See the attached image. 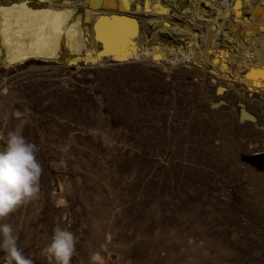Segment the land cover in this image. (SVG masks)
I'll return each instance as SVG.
<instances>
[{"label":"rangeland","instance_id":"374dc122","mask_svg":"<svg viewBox=\"0 0 264 264\" xmlns=\"http://www.w3.org/2000/svg\"><path fill=\"white\" fill-rule=\"evenodd\" d=\"M179 54L193 59L0 67V146L20 128L42 168L37 197L0 221L32 264H51L57 226L76 237L70 264H264V171L242 160L264 152V82L204 68V44Z\"/></svg>","mask_w":264,"mask_h":264},{"label":"bare ground","instance_id":"6f19581e","mask_svg":"<svg viewBox=\"0 0 264 264\" xmlns=\"http://www.w3.org/2000/svg\"><path fill=\"white\" fill-rule=\"evenodd\" d=\"M92 1L0 0V67L19 64L18 61L21 63L23 59L47 57L95 63L93 55L98 42L102 43L104 51L114 53L133 47L131 60H139L141 54H145L155 62L162 59L175 61L177 56L181 61H191L192 57L179 52L183 50V43L192 41L197 46L204 44L216 58L212 61L202 56L204 68L217 70L239 86L264 82V37L256 36L257 33L264 34V0H196L195 6L185 0L178 3L165 0L169 1V7L152 4V0H122L126 5H133L130 17L135 21H130L128 15L118 21L110 17L118 12L101 6L91 8ZM112 1L100 0L99 3L112 4ZM256 1L258 3L254 5ZM144 8L157 16L151 24L158 27L157 31L164 34L167 27L173 26L168 29L166 38L160 40L161 37L154 34L155 39L153 31L144 29L142 16L148 11L144 12ZM174 10L181 19L179 23L176 19V22L171 20ZM100 14L106 17L96 23L95 40L90 24ZM169 31L172 36L168 35ZM223 40L224 46L220 50ZM242 48L247 52V58L250 52L258 55L248 67L240 58ZM221 89H217L218 94ZM240 119L253 120L246 113H241Z\"/></svg>","mask_w":264,"mask_h":264},{"label":"clouds","instance_id":"9594fccd","mask_svg":"<svg viewBox=\"0 0 264 264\" xmlns=\"http://www.w3.org/2000/svg\"><path fill=\"white\" fill-rule=\"evenodd\" d=\"M37 146L28 141L20 128L9 130L0 146V221L17 207L35 199L42 173ZM76 237L66 227H55L47 245L41 249L51 264H70ZM0 254L6 264H32L17 247L13 225L0 222Z\"/></svg>","mask_w":264,"mask_h":264},{"label":"water","instance_id":"95a60500","mask_svg":"<svg viewBox=\"0 0 264 264\" xmlns=\"http://www.w3.org/2000/svg\"><path fill=\"white\" fill-rule=\"evenodd\" d=\"M99 2H100V0H93L92 3L89 6L91 8L94 7V6H101L102 8L115 10V12H118V14H110V17H114L118 21L120 19L126 18V17H124L125 15H128V17H130V15H131L130 12H131V10L133 8V5H128V4L126 5V4L122 3V0H115V2H113L112 4H104L102 2L101 3H99ZM147 10H148V8L147 9H145V8L143 9L144 12H146ZM105 17L106 16L100 14L90 24V28H91V31H92V36L94 37L95 40H97L96 39V28H95L96 23L100 19L102 21ZM129 20L131 21V20H134V19L132 17H130ZM137 27H138V24H137ZM133 49L134 48L130 46L129 49L122 50L121 53H114L112 51H107V50L104 51L102 43L98 42L97 49L94 52L93 57L96 59L97 62H101V61H104V60H110L113 63L123 64V63H128V62L131 61L129 59V58H131L130 56L134 57V55L132 54ZM115 60H118V61H115ZM79 62L83 66H87V65H85L86 63H85L84 60H81ZM242 160L245 163L249 164L250 166L254 167L256 170L264 171V152L254 153V154H252L250 156L243 157Z\"/></svg>","mask_w":264,"mask_h":264},{"label":"crops","instance_id":"0c3cea01","mask_svg":"<svg viewBox=\"0 0 264 264\" xmlns=\"http://www.w3.org/2000/svg\"><path fill=\"white\" fill-rule=\"evenodd\" d=\"M151 1V0H150ZM156 1V2H155ZM161 1V2H160ZM179 1H181V0H174V3H178ZM185 1H188V3H192L194 6H195V3H196V0H185ZM112 2H115L114 0L112 1ZM152 2V4H155V3H159L158 5L159 6H161V7H167L168 6V4H169V1H165V0H159V1H157V0H152L151 1ZM151 2H150V4H151ZM154 2V3H153ZM195 2V3H194ZM257 3H258V1H256V3H254V5H257ZM149 4V5H150ZM176 5H179V4H176ZM169 7V6H168ZM167 9H169V8H167ZM189 8H187V10H188ZM248 11V10H247ZM263 11V10H262ZM188 12V11H187ZM147 14H146V16H142V23H143V25L144 26H146V28L144 27V29H146V31L148 30V29H150L151 31H153V36H154V34H155V36H157V37H161V39L160 40H162V39H164V38H166V34H167V32H168V29H167V32L166 33H164V34H162L163 33V31H161V30H159L158 29V32L160 33V34H158V32H156L157 31V28L158 27H155V25L153 24V25H151L152 23H153V21H154V19H156V15L155 14H153V13H151L150 12V10H148L147 12H146ZM148 14H150V15H148ZM151 14H152V17H151ZM176 14V15H175ZM148 16V17H147ZM156 16V17H155ZM174 16V17H173ZM176 16V17H175ZM178 16V17H177ZM214 16V15H213ZM260 16H262V15H260ZM150 17H151V19H150ZM173 17V18H172ZM149 18V19H148ZM153 18V19H152ZM169 18V17H168ZM180 17H179V14H178V12L176 11V10H174L173 11V14H172V16H171V20L174 22H176V20H177V23H179V21L181 20V19H179ZM260 18V17H259ZM147 19H148V21H150L151 23H149L148 21H147ZM174 19V20H173ZM176 19V20H175ZM185 18H183L182 20H184ZM147 22H146V21ZM230 20H231V18H230ZM263 20H264V18H263ZM185 21V20H184ZM205 27V26H204ZM156 32V33H155ZM157 34V35H156ZM170 34V31H169V33H168V35ZM162 35V36H161ZM154 36V37H155ZM155 39H156V37H155ZM157 40H159V38L157 39ZM152 42H153V40H152ZM150 43V44H153V43ZM154 45V44H153Z\"/></svg>","mask_w":264,"mask_h":264}]
</instances>
